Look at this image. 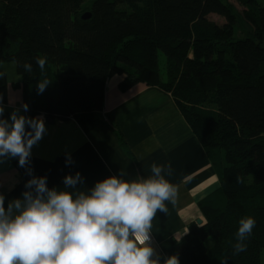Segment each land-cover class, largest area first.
<instances>
[{"label":"trees","instance_id":"16d2710c","mask_svg":"<svg viewBox=\"0 0 264 264\" xmlns=\"http://www.w3.org/2000/svg\"><path fill=\"white\" fill-rule=\"evenodd\" d=\"M243 24L250 29L239 32ZM41 56L43 71L35 63ZM0 60L16 62L26 117L74 118L86 132L114 75H123L122 91L144 82L170 92L220 182L199 201L206 221L190 223L180 264H262L264 0H0ZM45 79L51 82L38 94ZM7 100L3 75L0 102ZM246 216L256 225L246 250L234 255Z\"/></svg>","mask_w":264,"mask_h":264},{"label":"crops","instance_id":"0c3cea01","mask_svg":"<svg viewBox=\"0 0 264 264\" xmlns=\"http://www.w3.org/2000/svg\"><path fill=\"white\" fill-rule=\"evenodd\" d=\"M0 72L8 82V100L0 102L3 118L8 119L14 110L25 116L16 63L0 60ZM122 79L119 74L109 78L104 110L89 132L74 118L51 122L44 113L38 114L46 131L31 149L29 163L21 167L18 158L0 157V193L7 207L11 200L22 198L33 175L46 176L50 189L65 190L64 177L79 172L83 183L77 187L87 191L121 170L125 179H135L151 175L153 163H170L172 174L165 176L177 188L175 204L165 202L167 212L158 211L151 229L153 246L163 262L178 253L191 222L201 218L205 223L199 201L219 187V177L171 93L144 82L122 91ZM69 159L71 163H66Z\"/></svg>","mask_w":264,"mask_h":264},{"label":"clouds","instance_id":"9594fccd","mask_svg":"<svg viewBox=\"0 0 264 264\" xmlns=\"http://www.w3.org/2000/svg\"><path fill=\"white\" fill-rule=\"evenodd\" d=\"M35 63L43 71L47 57H37ZM22 67L27 73L33 70L31 63ZM50 82L39 81L38 94ZM23 108L27 111L26 104ZM3 113L0 106V157L18 158L24 167L46 131L44 120L18 110L5 119ZM165 174H172L170 163H153L148 177L125 179L121 170L87 191L77 187L83 183L79 172L64 177L65 190L50 189L46 176L33 175L22 198L7 207L0 193V264H180L178 255L162 262L152 243L153 219L158 211L166 213L165 202L175 204L177 196ZM255 225L251 216L239 219L234 255L246 250Z\"/></svg>","mask_w":264,"mask_h":264},{"label":"rangeland","instance_id":"374dc122","mask_svg":"<svg viewBox=\"0 0 264 264\" xmlns=\"http://www.w3.org/2000/svg\"><path fill=\"white\" fill-rule=\"evenodd\" d=\"M237 7H241L239 6V4H237ZM210 18L219 22V23H223L224 22V17L218 15V14H211L210 15ZM250 28H248L247 25H244L242 26V28L240 29L239 32H244V31H248ZM165 62H166V56L164 53H160V64H161V69H162V72L164 73V66H165ZM165 78V75L163 76ZM261 263L264 264V249H262V253H261Z\"/></svg>","mask_w":264,"mask_h":264},{"label":"water","instance_id":"95a60500","mask_svg":"<svg viewBox=\"0 0 264 264\" xmlns=\"http://www.w3.org/2000/svg\"><path fill=\"white\" fill-rule=\"evenodd\" d=\"M89 16H90V13H88V12H86V13L83 15L84 18H87V17H89ZM197 223L200 224V225H202V224H203V219H201V218L197 219Z\"/></svg>","mask_w":264,"mask_h":264},{"label":"built area","instance_id":"2783aa9c","mask_svg":"<svg viewBox=\"0 0 264 264\" xmlns=\"http://www.w3.org/2000/svg\"><path fill=\"white\" fill-rule=\"evenodd\" d=\"M152 240H153V238H152Z\"/></svg>","mask_w":264,"mask_h":264}]
</instances>
